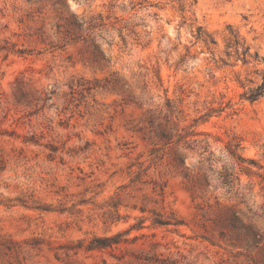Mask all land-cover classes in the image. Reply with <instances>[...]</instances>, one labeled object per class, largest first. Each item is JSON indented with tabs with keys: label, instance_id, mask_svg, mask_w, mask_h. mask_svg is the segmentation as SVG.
I'll use <instances>...</instances> for the list:
<instances>
[{
	"label": "rangeland",
	"instance_id": "374dc122",
	"mask_svg": "<svg viewBox=\"0 0 264 264\" xmlns=\"http://www.w3.org/2000/svg\"><path fill=\"white\" fill-rule=\"evenodd\" d=\"M66 3L103 26L68 41L51 1L0 0V264H264V97L237 83L264 0ZM166 99L188 144L150 131Z\"/></svg>",
	"mask_w": 264,
	"mask_h": 264
},
{
	"label": "trees",
	"instance_id": "16d2710c",
	"mask_svg": "<svg viewBox=\"0 0 264 264\" xmlns=\"http://www.w3.org/2000/svg\"><path fill=\"white\" fill-rule=\"evenodd\" d=\"M49 1H51L53 7L55 8L57 7L58 9L61 10V12L65 13V15L61 17L63 23L57 25V33L59 34L62 33L64 35V38L68 39V41L85 40L86 33L88 32L93 33L95 29L101 28L103 26L102 23L103 20L100 15L96 17H90L89 19L86 20L83 17L70 12L66 0H49ZM196 33L198 36L204 34L201 27L197 28ZM205 36L209 39L207 35ZM89 40L92 41L91 45L96 50V52L100 53V47L98 44L95 43L96 41L95 36L91 37ZM209 40L210 41H207V44L208 43L214 44V41L212 39ZM231 45L235 47L237 51L239 48L241 49L240 53L237 52V54L241 58L242 63H246L247 58H250L254 61L259 60L258 53L250 52V48L246 46L244 43L237 41L235 39L234 41H231ZM219 62L223 63V60L220 59ZM184 63L185 61L183 59L180 60V62L176 66V69L179 68V66H182V64ZM253 73L257 76L256 77L257 79H245V81H242L241 79H237V83L244 90L240 95V99L247 101L249 103H254L258 99L264 97V70L255 69ZM165 110H166L165 113H163L162 109L149 110L147 122L150 131L156 133L155 130L157 129V133H156L157 136L166 145L173 144L179 146L181 144H188L189 140L187 138L189 136L196 135V133H194L193 131H188L185 134H181L183 129H179L178 124H173V127L169 128L168 127L169 122L171 121L175 111L173 109V105L168 99H166L165 101ZM187 148H190L189 145H187ZM207 152H208V143L205 142L201 147V152L199 154L203 155L204 153ZM206 160H210V158H207ZM180 163H181V159H180ZM200 163L201 165L199 169H202L204 167L203 166L204 159L201 160ZM229 176L230 174L227 175V177ZM236 220H237L236 218L233 219V221ZM231 227H234V223L232 222H231ZM108 242L109 243H99V245H97L96 247H105V246H109L108 244L111 245L113 243H116V241L111 238L108 239Z\"/></svg>",
	"mask_w": 264,
	"mask_h": 264
}]
</instances>
